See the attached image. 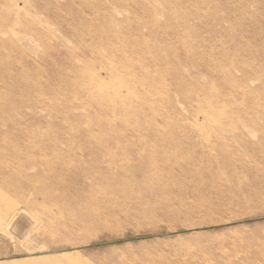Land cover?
Segmentation results:
<instances>
[{
    "label": "rangeland",
    "instance_id": "obj_1",
    "mask_svg": "<svg viewBox=\"0 0 264 264\" xmlns=\"http://www.w3.org/2000/svg\"><path fill=\"white\" fill-rule=\"evenodd\" d=\"M0 264H264V0H0Z\"/></svg>",
    "mask_w": 264,
    "mask_h": 264
},
{
    "label": "bare ground",
    "instance_id": "obj_2",
    "mask_svg": "<svg viewBox=\"0 0 264 264\" xmlns=\"http://www.w3.org/2000/svg\"><path fill=\"white\" fill-rule=\"evenodd\" d=\"M54 151H52V153H53Z\"/></svg>",
    "mask_w": 264,
    "mask_h": 264
}]
</instances>
